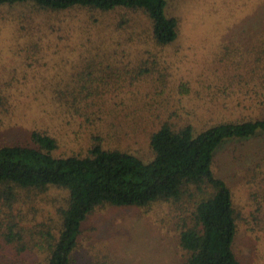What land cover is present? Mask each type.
Listing matches in <instances>:
<instances>
[{"label": "rangeland", "instance_id": "obj_1", "mask_svg": "<svg viewBox=\"0 0 264 264\" xmlns=\"http://www.w3.org/2000/svg\"><path fill=\"white\" fill-rule=\"evenodd\" d=\"M166 12L178 36L160 44L141 10L0 5V146L33 144L38 131L56 139L57 156L86 154L97 136L150 160L151 135L165 121L200 132L264 117L240 73L264 35V0H170ZM214 169L233 192L236 254L264 264V136L226 142ZM67 195L56 187L19 188L14 200L0 194V264H46L47 232L60 230ZM192 204L98 206L83 223L75 264H185L179 233ZM10 225L23 240H7Z\"/></svg>", "mask_w": 264, "mask_h": 264}, {"label": "trees", "instance_id": "obj_2", "mask_svg": "<svg viewBox=\"0 0 264 264\" xmlns=\"http://www.w3.org/2000/svg\"><path fill=\"white\" fill-rule=\"evenodd\" d=\"M169 1L0 0V5L141 10L150 18L157 42L169 44L178 36L177 18L166 12ZM256 41L258 52L249 54L252 59L240 73L250 90L261 96L259 105H264V35H257ZM262 135L264 117L222 121L200 132L191 123L175 127L165 121L151 135L154 156L145 160L130 151L105 147L97 136L86 154L57 156L53 153L56 139L34 131L33 144L0 146V194L14 200L19 188L56 187L67 191V204L60 210V230L56 235L47 232L52 240L46 264H75L83 223L100 205L145 207L159 200L180 201L185 197L193 199L179 233L185 264H244L235 251L238 217L233 192L227 180L216 173L214 163L217 151L226 142ZM6 238L9 242L23 240V234L10 225ZM21 244L26 247L24 241Z\"/></svg>", "mask_w": 264, "mask_h": 264}]
</instances>
